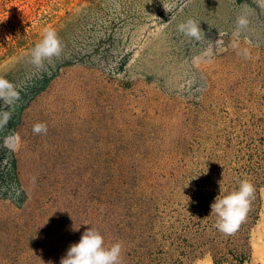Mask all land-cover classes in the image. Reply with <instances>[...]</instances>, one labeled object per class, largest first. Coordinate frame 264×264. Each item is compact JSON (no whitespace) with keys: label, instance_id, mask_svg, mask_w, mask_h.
Instances as JSON below:
<instances>
[{"label":"rangeland","instance_id":"1","mask_svg":"<svg viewBox=\"0 0 264 264\" xmlns=\"http://www.w3.org/2000/svg\"><path fill=\"white\" fill-rule=\"evenodd\" d=\"M48 29L61 51L38 66ZM0 78L18 93L0 98V264H60L90 227L122 244L121 264H253L260 0H0ZM243 179L254 197L226 234L211 204Z\"/></svg>","mask_w":264,"mask_h":264},{"label":"clouds","instance_id":"2","mask_svg":"<svg viewBox=\"0 0 264 264\" xmlns=\"http://www.w3.org/2000/svg\"><path fill=\"white\" fill-rule=\"evenodd\" d=\"M264 6V0H260ZM237 26L243 29L248 24L246 16L238 17ZM179 31L185 35L200 39V23L193 19H188L179 26ZM61 51V42L55 30L45 31L42 40L32 51V62L40 65L45 58L56 56ZM14 85L7 79L0 78V98L16 97ZM47 126L44 123H36L33 126L34 133L46 132ZM254 184L243 179L236 190L226 194H219L211 204V214L217 217V228L226 233L235 232L239 224L245 219L252 198L255 193ZM221 193V192H220ZM122 244L120 242L107 246L101 232L93 228H88L82 234L80 240L73 243L67 250L65 256L60 260V264H121Z\"/></svg>","mask_w":264,"mask_h":264},{"label":"bare ground","instance_id":"3","mask_svg":"<svg viewBox=\"0 0 264 264\" xmlns=\"http://www.w3.org/2000/svg\"><path fill=\"white\" fill-rule=\"evenodd\" d=\"M263 216H264V213H263ZM253 243L255 246L253 264H264V220L259 226L255 234ZM199 264H215V263L212 261V259H210L207 262H203Z\"/></svg>","mask_w":264,"mask_h":264}]
</instances>
